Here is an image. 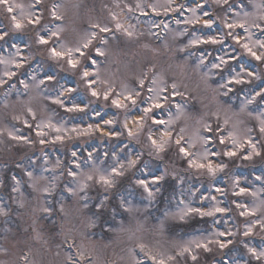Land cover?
<instances>
[{"label": "snow or ice", "instance_id": "6c2138e0", "mask_svg": "<svg viewBox=\"0 0 264 264\" xmlns=\"http://www.w3.org/2000/svg\"><path fill=\"white\" fill-rule=\"evenodd\" d=\"M212 5L221 9L223 15H214ZM248 5L242 2L233 5L232 0H212L211 4L205 0H194L191 4L188 0H112L111 6L102 5L106 16L89 17L88 27L80 29L75 19L81 9L78 0H53L50 5L44 0L28 3L0 0L8 19L7 25L0 21V43L13 35L23 36L26 41L23 46L11 43L0 49V153L7 156L3 167L7 168L8 161L21 152L24 154L23 159L14 161L18 174L9 176L7 183L0 179V189L7 188V199H0V231L3 233L0 239L8 241L12 235L13 228L9 225L13 214L22 221L25 216L30 217L31 223L23 232L35 234L32 238L37 241L42 239L36 228L37 219L59 215L63 223L58 235L62 239L55 246L54 264H96L94 246L84 242L88 234L75 227L65 228V224L75 213L89 208L87 193L92 185L111 190L118 179L126 177L127 170L137 165L134 159L121 161L115 153L107 151L99 160L92 152H87L83 158L87 167L81 164L75 150L69 152L71 159L67 164L59 157H49L46 151L49 145H65L73 137L79 140L97 134L118 140L120 133H105V128L116 126L111 119L102 121L104 128L89 124L87 128L69 129L55 122L50 105L61 107L65 113H83L87 109L63 102L64 91L74 93L75 89L62 90L57 97L46 95L45 86L55 81L52 76L21 77V72L29 67V50L34 42L38 49H47L50 61L64 62L68 69L79 71L93 99L102 98L117 110L139 105L137 118L130 121L132 127L126 117L123 131L130 139L139 136L145 118L151 117L150 123L161 130L159 140L151 133L147 136L157 156L173 143L174 133L170 129L186 116L187 102L194 99L182 77L189 72L196 74L198 87L210 93L211 101L218 105V96L234 94L238 104L226 108L219 105L212 113L219 121L223 111L222 125L218 123L214 129L210 121L201 120L198 124L203 131L197 128L187 141L183 136L174 140L187 168L212 178L207 191L182 192L175 207L165 211L163 218L150 229L159 237L152 244L137 237V233L146 230L140 219H136L134 226L121 223L116 233L118 237L126 234L130 241H135L126 250L127 264H201V258L207 256L213 258V264L217 261L218 264H264V172L242 178L230 171L227 163L239 160L240 166L246 169L264 168V84H257L264 82V0H248ZM69 9L73 12L71 17ZM72 36L75 39H71ZM225 41L231 42L230 50H224ZM152 42L158 46L153 47ZM129 46L143 48L154 56L166 54L174 63L159 70L156 63L136 67L129 59ZM208 49L222 51L213 55ZM242 57L254 62L253 70L243 65L239 71L231 67ZM138 64L136 61L135 65ZM173 68L178 71H172ZM112 69H115L114 76L130 75L131 84L122 78L117 90L112 81L101 76V70ZM98 83L105 85L103 93L97 90ZM246 89L249 91L245 92ZM166 107L167 119L158 118L157 113H163ZM38 112L45 116H38ZM180 132L184 133L185 129L181 128ZM213 144L220 145L223 151L212 149ZM197 145H202V151L194 155L189 148ZM225 174L227 179L223 183L214 182L217 176ZM168 175L165 169L161 175L137 178L132 183L151 206L160 193L159 185ZM171 176L177 179L175 172ZM62 181L65 195L53 206V197ZM183 182V178H179L178 184ZM68 199L71 205L66 203ZM107 203L105 196L95 204V216L87 217L86 228L96 226L97 217L103 214ZM119 206L130 216L138 217L141 212L131 200L121 198ZM197 218L207 223L205 230L183 239L168 236L169 224H188ZM108 230H112L110 226ZM257 236L261 241L259 246L254 243ZM234 248L243 249L250 259H234L230 255ZM9 254V248L0 244V256ZM0 264L40 262L28 246L27 251L21 250L17 261L0 260Z\"/></svg>", "mask_w": 264, "mask_h": 264}, {"label": "clouds", "instance_id": "9594fccd", "mask_svg": "<svg viewBox=\"0 0 264 264\" xmlns=\"http://www.w3.org/2000/svg\"><path fill=\"white\" fill-rule=\"evenodd\" d=\"M53 0H44L45 4L50 5ZM206 3H212V0H205ZM243 0H232V4L235 5L237 3H241ZM213 7V14L216 15L219 13L223 15V11L221 9H216L214 5ZM13 39L17 40V44L24 45L25 39L23 36L15 37L10 36L8 41L0 43V49H3L5 45H10ZM71 39H75L74 36ZM230 45V41H225V44ZM209 51H213V55L216 54L217 51H222V49H208ZM30 59H28L29 67L21 72V77L27 79L30 74H35L39 76L40 79H44L47 76H52L55 78V81L51 85H46L47 88L46 95L51 97H57L60 95L62 90L72 88L75 89V92H68L64 91L62 96L63 102L66 105H81L80 103L76 102L77 95L86 99L87 103L84 105L87 109L86 112L79 113H65L63 109L59 106H52L50 105L49 110L55 114V122L57 124H63L66 128H87L89 124L93 127L99 125L101 128H104V124L102 123L103 120L111 119L113 120L114 124L116 125L115 128H105V133H120V139L118 140H110L107 135H92L88 137H84L82 139L77 140L75 137L71 141H69L65 145H49L46 149L47 154L50 158L55 159L59 157L61 160H64L67 164L70 161L69 152L75 150L81 157V164L84 167H87V164L84 161V157L87 152H92L93 155L97 158V160L102 159L103 152L107 151L110 154L115 153L117 158L121 161H127L129 158L134 159L137 161V165L133 169L127 170L126 177L123 179H118L116 186L111 190H105L103 187L92 185L87 193L89 200L88 203L93 204L94 201L99 197H107L108 203L105 206V210L102 215L97 217L96 227L101 228L105 223H108L109 220L111 221V233H116L117 229L120 227L121 223L127 225H135L136 219H140L146 225V230L142 233H137V237L142 238L145 234H152L150 229L154 224L151 216H150V208L148 206H140L143 201H147L144 194L141 190H139L135 184L132 183L134 179L142 178L143 169L147 168L148 171L151 173L153 171H159V168L162 167V173L165 169L168 170L169 175L165 178L166 180L175 181L178 184L179 178H183V186L186 189L184 194L191 193L197 189H199V185H205V191H207L209 183L213 182L212 178H209L206 174H198L190 169L187 168L185 159L180 157L178 154L177 147L174 143L175 138L183 136L185 141H187L191 135V133L200 128L202 130V126L198 124V121H210L213 128L215 129L217 124H223L224 120V113L223 111L220 112V120L217 121L213 118L212 113L217 110L219 105L223 107H227L229 105H233L232 97L235 96L234 94H230L229 96H218L219 105L212 102L210 99V93L205 92L202 88H199V92L193 95V90L188 88L190 94L194 98L187 102L186 105V116L179 119L175 125L171 127V131L174 133L173 136V143L169 146L165 153L160 154L157 156L153 153L151 146L147 140V136L151 133L156 139H160V129H157L154 125L150 123L151 117L145 118L144 129L139 136L134 138H129L126 133L123 131V123L125 118L127 117L129 121V127H132L130 121L135 120L139 114V105L132 106L129 105L126 109L117 110L115 109L110 102H105L102 98L100 100L93 99L91 96L88 95V89L85 87V82L80 79V72L79 71H72L67 68V65L64 62H52L47 58V49H38L34 42H32V47L29 50ZM194 62V61H193ZM101 64L104 61H100ZM81 70L84 67V64H81ZM231 67H234L232 65ZM239 71V70H238ZM115 69L112 71L101 70V76L104 79L112 81L114 87L119 90L120 89V82L121 79H127L128 82L131 84L132 77L130 75H117L114 76L113 73ZM192 73V72H190ZM194 74V73H192ZM195 77L198 76L194 74ZM18 77V78H21ZM191 78V77H189ZM199 83V79H198ZM98 91L103 93L105 90V85L103 83H98L96 85ZM239 103V101H238ZM237 103V104H238ZM235 106V105H233ZM17 110H19V106H17ZM95 111V113L101 115L102 112L107 113V118L102 120H96L93 122H85L81 121V114L90 113ZM167 112L168 108L166 107L163 113H157V117H162L167 119ZM38 116L44 117L45 114L42 112H38ZM230 127V126H229ZM184 128L185 132L181 133L180 129ZM225 131L228 128L224 129ZM92 141H99L104 142L107 147L104 149L103 152L92 150L93 145L90 144ZM127 145V147H120V145ZM81 146H88L89 150L84 151ZM212 149L217 151H223L222 147L218 144H213L211 146ZM190 152L195 153L202 151V145H197L195 148H189ZM108 163H111L109 161ZM229 170L234 171L239 176L244 175L243 172L238 173V170L246 169L240 166V161H229ZM4 164H0V167H3ZM255 171L257 172H264V168H256ZM175 172L177 179H173L171 173ZM161 175V174H160ZM218 178L222 179L223 181L227 179V174L219 175L215 178V183H218ZM67 178L65 177V180ZM146 179V178H143ZM122 184L126 185V187L122 188ZM63 181L61 182L60 188H58L56 194L53 197V206L55 205V201L57 197L65 195L62 191ZM156 187V186H153ZM127 189H131L128 191ZM160 194V193H159ZM123 198L125 201L131 200L133 204L141 209L138 217L130 216L126 214L119 206L120 199ZM159 195L157 200L153 203L155 204L158 201ZM152 204V205H153ZM89 213L91 211L88 208ZM90 215V214H89ZM107 215V219L105 218ZM91 216H95V213L91 214ZM129 247L135 242L134 240L130 241L128 237L124 240ZM128 247V248H129ZM94 260L96 264H102V262L98 259L96 250L93 253ZM218 264V261H217Z\"/></svg>", "mask_w": 264, "mask_h": 264}, {"label": "rangeland", "instance_id": "374dc122", "mask_svg": "<svg viewBox=\"0 0 264 264\" xmlns=\"http://www.w3.org/2000/svg\"><path fill=\"white\" fill-rule=\"evenodd\" d=\"M16 2L28 3L29 0H16ZM81 4V9L79 10V15L76 17V26L80 29H86L88 27V20L89 17L92 18H103L106 16V12L103 11L102 5H109L111 6L112 0H78ZM194 0H188V3H193ZM244 5H248V0H243L242 2ZM250 8V5H248ZM68 15L71 17L73 12L69 9ZM0 21H2L5 25L8 23L7 14L4 11L3 7H0ZM218 31V26L217 29ZM15 37H20V35H14ZM25 39V38H24ZM26 42V41H25ZM11 43H16L17 40L13 39ZM153 47H157L158 45L156 42H152ZM19 45V44H18ZM22 46V45H20ZM224 50H230L229 45L226 43L224 45ZM216 54H220V51H217ZM129 59L134 61V66L136 67H147L150 66L152 63L157 64L158 70L163 67L165 69L168 68L169 64H173L174 62L168 58L166 54H161L159 56H154L152 52L146 51L143 48L137 46H129ZM138 61L139 64L135 65V62ZM243 65L245 68L249 70H253L255 65L254 62H251L247 57H242L237 65H234L236 70L240 69V66ZM172 71H178L175 68ZM172 72H169V77H171ZM191 77V78H189ZM184 82L188 84L189 88L193 90V95L199 92L198 88V79L192 73H187L186 77H182ZM258 85L264 84V82H257ZM249 91L248 89L245 92ZM76 102L80 103L84 106L87 101L86 99L77 95ZM233 105L238 103V99L236 96L232 97ZM107 118V113L102 112L101 115L97 118L95 111L90 113L81 114V121L85 122H93L96 120H102ZM19 126V125H18ZM24 132H27V129H23ZM92 143L98 146L103 142L99 141H92ZM125 145L121 144L120 147H124ZM105 147L102 150H97L92 147V150L103 152ZM78 150V149H74ZM89 148L84 149V151H88ZM38 151V150H37ZM23 152L20 155L16 156L14 160L8 161L7 168L0 167V179H4L7 183V179L12 174H18L19 170L15 167V160L23 159ZM5 160H7V156L3 153H0V164H4ZM27 163V160L24 161ZM259 168V167H258ZM243 172L244 175L241 177H249L257 174H261V172H257L252 169H241L238 170V173ZM162 174V167L159 168V171L149 172L147 168L143 169L142 178L151 179L153 176ZM219 182L217 184L223 183V180L218 178ZM169 181L166 180L167 188L161 189L158 201L149 206L147 201H143L140 206H148L150 208V216L153 223H158L160 219L163 218V214L165 211H168L175 207L176 202L178 199L181 198V193L185 192L184 186L181 184H177L175 181L173 182L172 188L169 189ZM164 183V182H163ZM161 185H159L160 187ZM124 184H122V188ZM201 191H205V185L198 186ZM26 191L27 190L25 188ZM131 191V189H127ZM103 197L97 198L93 204L89 205L91 209L90 213L89 210L86 209L82 213H75L74 216L70 219V222L65 224V228H72L75 227L80 231H84L88 234L87 239L84 241L86 244H91L94 246L98 259L102 262V264H127V248L129 247L128 244L124 242L127 235L120 234L119 237L117 233H111L108 230V227L111 226V221L109 220L108 223H105L103 227L98 228H86L85 222L88 216L95 213V204L102 199ZM0 199L6 200L7 199V188L0 189ZM59 197H57V200ZM135 202V201H133ZM67 204L71 205L72 202L70 199L66 201ZM74 207V205H73ZM90 214V215H89ZM107 219V215L105 217ZM56 221L55 225L53 221ZM12 223L9 225L13 228V233L10 236L8 241H3L0 239V244H4L10 250V254L8 256H0V260H8L10 262L17 261L18 256L21 254V250L27 251L28 246L32 248L33 257L40 262V264H54L55 261V251H56V244L60 242L62 237L58 235L60 231V225L63 223L62 218L57 215L52 218H44L43 216L39 217L36 222V228L41 233L42 239L37 241L34 238L33 233H24L23 228L27 227L31 223V219L28 216H25L22 220H18L15 214L11 217ZM181 228V229H180ZM207 228V223L200 221L198 218L189 222L188 224H169L166 228L167 234L170 238L173 239H183L188 238L193 234L201 232ZM183 230V232H181ZM3 233L0 231V236ZM159 239V237L154 236L153 234H145L143 240L145 243L152 244L155 240ZM44 240H47L48 243H43ZM254 243L259 246L261 241L259 236L254 238ZM138 251V250H137ZM230 255L236 259H250L246 256L243 249L234 248L230 250ZM219 260V256H217ZM201 264H213V258L211 256L202 257Z\"/></svg>", "mask_w": 264, "mask_h": 264}, {"label": "trees", "instance_id": "16d2710c", "mask_svg": "<svg viewBox=\"0 0 264 264\" xmlns=\"http://www.w3.org/2000/svg\"><path fill=\"white\" fill-rule=\"evenodd\" d=\"M91 143V142H90ZM97 144V143H96ZM96 144L92 143L93 148H96L97 150H102L105 147V143L103 142L102 144H99L98 146H96ZM83 149L88 148V146H81ZM172 180L169 181V189L172 188L173 185ZM124 187H126V185H124ZM167 188V183H163L161 189ZM181 229V228H180ZM181 232H183V230H181Z\"/></svg>", "mask_w": 264, "mask_h": 264}]
</instances>
